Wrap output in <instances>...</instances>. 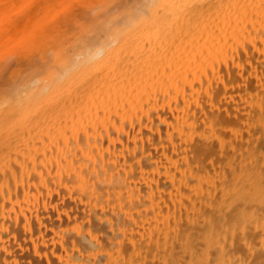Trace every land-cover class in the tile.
<instances>
[{"label": "bare ground", "instance_id": "bare-ground-1", "mask_svg": "<svg viewBox=\"0 0 264 264\" xmlns=\"http://www.w3.org/2000/svg\"><path fill=\"white\" fill-rule=\"evenodd\" d=\"M107 11L104 43L72 41L77 89L0 104V264H264V148L232 144L215 112L228 94L264 110V0ZM219 145L234 153L211 162Z\"/></svg>", "mask_w": 264, "mask_h": 264}, {"label": "rangeland", "instance_id": "rangeland-1", "mask_svg": "<svg viewBox=\"0 0 264 264\" xmlns=\"http://www.w3.org/2000/svg\"><path fill=\"white\" fill-rule=\"evenodd\" d=\"M116 1L117 0H0V104H2V106H8L9 108L22 106V102L24 103V101L26 100L25 103H27V98L29 99V96H27L29 93H26V90L27 92H30L29 89L33 90L35 85L37 86L38 84L39 86L41 85L40 88L44 89L47 87L44 90H61V88L62 90H65V87L68 88L69 85L70 89L68 88V90L77 89L79 84H81L85 80H83L82 78V81L81 77H79L77 73L82 71L81 74L79 73L80 76H82L83 73L86 74L87 72L83 71L85 70V68L83 69L84 63L82 65L78 64L79 66L81 65V67H78V65L76 66V64H74L75 68H72L74 67L72 64L73 62L70 61L72 58V41L78 40L80 41V43L82 42V45L78 44V41L75 43L78 44L76 46L78 49H82L84 42H86V40L88 42L89 38L96 37L97 39L99 37L98 39L101 40L98 42L104 43L107 39L106 30L107 28H109L108 26H110L109 24L111 23H109V19L107 17L109 16V18H111V13H108L107 9L113 6ZM107 3L109 5H107ZM101 4H103L104 7H102ZM100 7L102 9H100ZM83 12H85L86 15ZM80 13H83V17ZM101 23H103L104 27H101ZM88 28L90 30H88ZM99 31L101 34L99 33ZM95 34L96 36H94ZM47 35H53L51 38H53L54 40L52 39L51 42L49 39H46ZM82 37L84 39H82ZM96 39H94L95 43ZM91 41H93V39L89 42L91 43ZM95 43L88 45L94 46L97 44ZM62 47H64V49L67 48L66 51ZM94 48H96V46H94ZM59 49L65 52H61ZM60 52L62 54L64 53L63 55L65 57L69 53V55H67L68 58L66 57L65 60V58L62 57L63 55H60ZM68 59L69 61H67ZM55 66H57L58 69H56L57 67ZM253 67L255 66H251L250 68L253 69ZM69 68L70 70H68ZM236 69H238V71L236 70V72H238L239 79L242 77L240 79L242 80V88H245L247 89V91H251L250 93H255L258 96L260 94V90H258V85L260 83L258 75L256 76L253 73L249 75L248 72H244V70L239 66H237ZM55 70H59L58 72L61 74H63L62 72H64V74L60 76L59 74H57L58 72H54ZM53 72L55 73V75L57 74V76L53 75ZM64 75H68V77L72 80ZM49 76L52 80L54 79V81L48 78ZM58 76L61 77V80L60 77L58 78ZM56 77L57 80L59 79L58 81H56ZM65 77L68 79L65 80ZM82 77L85 78L86 75H83ZM78 79L81 80V83L80 80L78 81ZM70 80L72 81L71 84ZM76 80L78 81V84H76ZM35 81L37 83H35ZM74 81H76V83H74ZM51 82H55L56 86L58 84L57 89L55 88V83L51 85ZM29 83H32L31 85H33L34 87L29 85ZM42 83L44 85L48 83L51 84H49L48 88V85H46V87H43L44 85L42 86ZM63 83H65V87ZM24 84H26V87L24 86ZM27 86L30 87L27 88ZM35 88L38 89V86ZM23 90L27 95L23 93L21 94V96H19V98H17V96L20 95L18 93H22ZM14 91L16 92V95ZM22 95H24L23 98ZM2 96L5 98H3ZM47 98H49V96H47L45 99ZM237 98V96L228 94L226 96L225 103L215 106L216 108L217 106L219 107L217 108L218 110L215 109L216 114L221 118L223 117L222 121L225 126H223L225 130L224 132H226L225 134L232 141V144L249 146L252 141H257L260 143L259 146L261 148H264V125L259 127V121L255 119L258 115L264 114L263 107L258 106L256 108L257 110H252V108L248 107L247 105L243 103L240 104L239 98ZM252 115L253 117H251ZM247 117L251 118L248 119ZM252 120L254 122V125L252 123ZM254 120L258 122L257 126V122L255 123ZM34 121L35 120H33L30 124L33 125L35 123ZM251 123L253 126L251 125ZM249 124L251 126H249ZM236 125L242 126V132L240 130L237 131V129L234 128V126ZM245 125H247V129L246 127L244 129ZM262 129L263 135H261L262 132H260ZM257 138H259L261 141L256 140ZM233 153L234 150L225 151L223 147L219 145L215 147L214 151L209 153L208 157L209 160L213 162L212 156L214 154L220 156L221 154L232 155ZM240 163L242 164V161ZM155 260V264L167 263L164 257H156Z\"/></svg>", "mask_w": 264, "mask_h": 264}]
</instances>
